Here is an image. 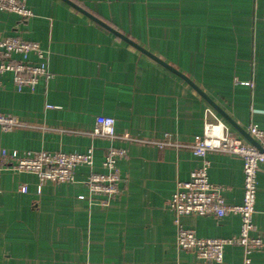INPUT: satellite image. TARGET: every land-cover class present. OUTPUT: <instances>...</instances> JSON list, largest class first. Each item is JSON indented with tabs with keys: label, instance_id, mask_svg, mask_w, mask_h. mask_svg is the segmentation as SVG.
Masks as SVG:
<instances>
[{
	"label": "crops",
	"instance_id": "crops-1",
	"mask_svg": "<svg viewBox=\"0 0 264 264\" xmlns=\"http://www.w3.org/2000/svg\"><path fill=\"white\" fill-rule=\"evenodd\" d=\"M181 70L245 130L264 128V0H74ZM32 15L0 10V38L37 41L50 72L33 90L17 91L0 76V111L25 125L0 127V150L81 152L92 146V167L79 165L74 182L0 170V264H218L175 242L177 223L167 200L201 158L189 145L207 122L240 135L182 78L62 0H25ZM33 58V56H32ZM35 59V58H33ZM250 82L252 85L242 84ZM97 114L115 118L109 139L89 132ZM169 133L180 145L159 148ZM127 148L118 160L119 194L91 204L84 180L102 171L109 145ZM209 180L225 202L242 201L239 155L207 154ZM25 182L27 192L17 190ZM184 227L201 237L238 234L240 216L185 214ZM253 234L264 237V162L257 172ZM264 264V245L251 254ZM242 248L226 245L220 264H241Z\"/></svg>",
	"mask_w": 264,
	"mask_h": 264
},
{
	"label": "built area",
	"instance_id": "built-area-1",
	"mask_svg": "<svg viewBox=\"0 0 264 264\" xmlns=\"http://www.w3.org/2000/svg\"><path fill=\"white\" fill-rule=\"evenodd\" d=\"M0 10L13 11L22 17L32 15L25 0H0ZM35 58L33 59L32 58ZM46 52L37 41L23 39L19 36L0 38V76L10 73L13 87L20 91L25 88L33 90L40 78H47L50 72L46 64ZM242 84L252 85L250 82ZM2 80L0 78V86ZM25 123L14 114L0 111V127L3 130ZM216 123L207 122L202 135L196 136L189 145L191 152L201 158L198 166L194 167L186 180H178L175 189L167 200V205L173 211L177 223L176 245L180 249L192 251L196 256L208 263H222L223 251L226 245H238L242 248L241 264H252L251 254L264 245V237L253 234L255 223L253 214L257 194V172L264 162V128L256 123L249 124L246 131L254 137L263 150H259L241 134L230 132L220 127L216 132ZM93 136L109 139L122 138L136 141L128 134H118L115 128V118L107 114H97L94 126L89 132ZM155 144L159 148L180 145L171 139L169 133H164ZM210 151H220L239 155L242 158L243 196L236 204L225 202L221 188L209 180L208 158ZM127 148L109 145L104 150L101 161L102 171L91 169L84 183L88 194L86 197L91 204L107 205L119 194L121 172L118 160L125 156ZM94 148L88 147L81 152H65L61 150H28L22 154L0 150V170L6 169L13 173L28 172L36 175V192L40 193L42 186L50 181L55 184L75 181V170L79 165L92 167ZM17 190L27 192L25 182L17 185ZM240 216V229L237 235L229 237H201L193 228L184 227L179 217L185 214L207 215L222 217L227 213Z\"/></svg>",
	"mask_w": 264,
	"mask_h": 264
},
{
	"label": "water",
	"instance_id": "water-1",
	"mask_svg": "<svg viewBox=\"0 0 264 264\" xmlns=\"http://www.w3.org/2000/svg\"><path fill=\"white\" fill-rule=\"evenodd\" d=\"M74 9L80 11L85 16L99 24L100 26H103L119 38L123 39L128 44L132 45L139 51L143 52L150 58H152L154 61L160 63L162 66L167 68L168 70L172 71L176 75H178L180 78L185 80L210 106L215 110L224 120H226L235 130H237L244 138H246L249 142H251L253 145H255L259 150H263L262 146L259 144V142L252 137L243 127H241L217 102H215L200 86H198L191 78H189L185 73H183L178 68L174 67L164 59L160 58L138 42L134 41L124 33L120 32L116 28H114L109 23L105 22L98 16L91 13L89 10H87L85 7L81 6L74 0H62Z\"/></svg>",
	"mask_w": 264,
	"mask_h": 264
},
{
	"label": "bare ground",
	"instance_id": "bare-ground-1",
	"mask_svg": "<svg viewBox=\"0 0 264 264\" xmlns=\"http://www.w3.org/2000/svg\"><path fill=\"white\" fill-rule=\"evenodd\" d=\"M219 126H217V127H214V130L217 132L218 130H219Z\"/></svg>",
	"mask_w": 264,
	"mask_h": 264
}]
</instances>
